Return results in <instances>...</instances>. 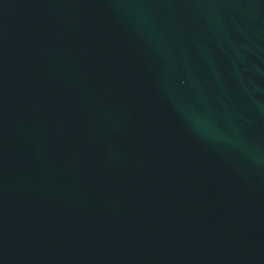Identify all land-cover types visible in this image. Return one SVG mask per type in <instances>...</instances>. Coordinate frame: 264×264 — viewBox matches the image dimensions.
I'll return each instance as SVG.
<instances>
[{
  "label": "water",
  "instance_id": "95a60500",
  "mask_svg": "<svg viewBox=\"0 0 264 264\" xmlns=\"http://www.w3.org/2000/svg\"><path fill=\"white\" fill-rule=\"evenodd\" d=\"M0 264H264V0H0Z\"/></svg>",
  "mask_w": 264,
  "mask_h": 264
}]
</instances>
